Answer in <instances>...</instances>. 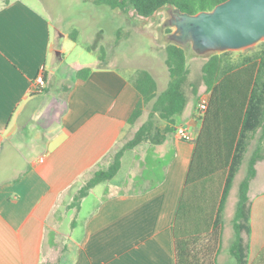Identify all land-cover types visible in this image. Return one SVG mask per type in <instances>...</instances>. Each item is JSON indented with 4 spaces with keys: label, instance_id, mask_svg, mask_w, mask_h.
<instances>
[{
    "label": "crops",
    "instance_id": "obj_1",
    "mask_svg": "<svg viewBox=\"0 0 264 264\" xmlns=\"http://www.w3.org/2000/svg\"><path fill=\"white\" fill-rule=\"evenodd\" d=\"M30 1L0 0V264H174L172 221L194 143L178 140L174 130L184 125L195 140V103L189 100L162 144L125 152L117 174L90 189L78 209L70 207L144 123L141 116L128 123L140 96L133 73L115 59L86 80L58 74L97 59L66 63L69 36L56 44L58 28ZM110 11L114 19L123 15ZM41 70L45 87L38 92ZM263 163L248 193L247 264H264Z\"/></svg>",
    "mask_w": 264,
    "mask_h": 264
},
{
    "label": "trees",
    "instance_id": "obj_2",
    "mask_svg": "<svg viewBox=\"0 0 264 264\" xmlns=\"http://www.w3.org/2000/svg\"><path fill=\"white\" fill-rule=\"evenodd\" d=\"M226 0H94L98 6L147 19L169 6L181 13L195 15L209 12ZM76 32L69 37L76 40ZM165 66L169 83L157 94V84L144 70L136 71L133 87L140 100L128 123H134L143 107L152 102L148 119L112 157L106 170H98L84 183L70 207L78 209L79 202L90 189L110 181L119 171L124 153L142 143L162 144L172 133L176 118L189 102L186 94L188 64L185 49L174 44L165 47ZM89 65H72L77 79L86 80L92 69L99 68L104 52ZM232 52L212 54L201 68V81L208 95V106L193 143L182 190L174 211L172 239L174 264H216L221 242L222 213L244 161L249 141L259 133L257 143L238 185L237 202L232 219L233 239L229 254L235 264H247L251 236V201L248 197L255 166L264 161V50L246 56L238 63L225 58ZM193 93L196 90L193 89ZM155 118L166 124L156 126Z\"/></svg>",
    "mask_w": 264,
    "mask_h": 264
},
{
    "label": "rangeland",
    "instance_id": "obj_3",
    "mask_svg": "<svg viewBox=\"0 0 264 264\" xmlns=\"http://www.w3.org/2000/svg\"><path fill=\"white\" fill-rule=\"evenodd\" d=\"M29 3L38 11L45 12L58 28L60 35L56 33L54 37L56 44L62 36L70 37L73 32H76V40L73 42L69 38L65 44L66 63L72 61H78L81 64L89 63L98 59L103 50L104 59L100 62L101 65L108 64L109 59H115L118 69L129 76L133 73L132 77H134L135 72L140 70L149 72L156 81L157 94L167 88L169 76L165 66L164 50L166 45L172 42L174 28L170 26L171 17L166 8L147 19L131 15L132 9L129 10V14L126 13L114 19L110 9L96 5L94 0H33ZM123 20L130 22V26H126ZM184 49L189 70L185 91L196 105L200 97L207 94L201 81V68L212 54H197L188 44L184 45ZM262 50H264V41L250 48L232 51L231 55L225 59L231 63H238L244 57L254 56ZM57 60L56 58V62ZM71 66H63L60 70L62 73L58 74L63 77L71 75L74 72ZM56 80L64 87L67 85L62 78ZM193 89L196 90L195 94ZM151 104L152 102L143 107L141 115L143 122L148 119ZM155 123L159 128H164L166 125L157 118ZM258 136L259 133L248 143L244 161L239 168L222 213L221 242L216 264H235L229 254V248L233 239L232 219L237 202L238 185L244 177L248 158L257 143ZM168 144H171V139L167 143V148ZM260 166L259 175L262 174V178L264 170H261L263 167Z\"/></svg>",
    "mask_w": 264,
    "mask_h": 264
},
{
    "label": "water",
    "instance_id": "obj_4",
    "mask_svg": "<svg viewBox=\"0 0 264 264\" xmlns=\"http://www.w3.org/2000/svg\"><path fill=\"white\" fill-rule=\"evenodd\" d=\"M166 9L174 28L169 44L183 49L188 44L200 55L239 51L264 41V0H226L195 15Z\"/></svg>",
    "mask_w": 264,
    "mask_h": 264
},
{
    "label": "built area",
    "instance_id": "obj_5",
    "mask_svg": "<svg viewBox=\"0 0 264 264\" xmlns=\"http://www.w3.org/2000/svg\"><path fill=\"white\" fill-rule=\"evenodd\" d=\"M33 87L38 92L44 89L45 82L43 79V70L40 71V73L34 80ZM207 106H208V95L206 94L200 97V99L198 100L195 106L196 116L199 118L200 121L203 118L204 113L206 112ZM174 134H175V137L180 141L187 142V143H191L194 141L193 131L184 125L176 126L174 130Z\"/></svg>",
    "mask_w": 264,
    "mask_h": 264
}]
</instances>
